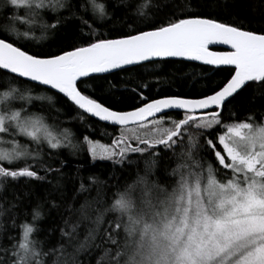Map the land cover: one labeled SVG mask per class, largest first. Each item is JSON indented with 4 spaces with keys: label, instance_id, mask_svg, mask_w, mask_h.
Segmentation results:
<instances>
[{
    "label": "snow or ice",
    "instance_id": "6c2138e0",
    "mask_svg": "<svg viewBox=\"0 0 264 264\" xmlns=\"http://www.w3.org/2000/svg\"><path fill=\"white\" fill-rule=\"evenodd\" d=\"M240 3L264 22V0ZM147 7L137 5L138 16ZM110 8L117 10L113 0H0V218L19 229L0 244V264H85L83 256L95 264H264V28L165 5L143 27L102 33L94 25L109 19ZM70 23L76 30L56 50L20 42ZM170 61L227 66L229 74L196 97L149 98L142 82L126 89L138 103L121 109L108 99L114 86L104 74ZM246 89L252 93L241 118L228 106ZM54 101L74 113L70 120L87 116L112 127L110 143L61 127L60 108L49 123L45 110ZM62 149L128 174L111 186L95 175L86 182L82 166L66 177L67 161L58 168L48 162ZM35 181L51 191L29 201L18 222L32 193L16 187ZM53 211L46 239H38L39 222ZM0 231L8 230L0 224ZM57 232L53 244L47 238Z\"/></svg>",
    "mask_w": 264,
    "mask_h": 264
},
{
    "label": "trees",
    "instance_id": "16d2710c",
    "mask_svg": "<svg viewBox=\"0 0 264 264\" xmlns=\"http://www.w3.org/2000/svg\"><path fill=\"white\" fill-rule=\"evenodd\" d=\"M116 4L117 10L113 13L110 8V17L106 21H97L94 27L99 28L102 33H108L110 29L115 26L116 29H122L123 31H128L126 27L128 24H132L133 27L140 26L143 24L140 21L147 23L150 21L155 14L165 5H174L177 7H182L184 5H191L194 11H203L206 13H212L216 18L221 19L224 22H231L234 19L239 18L247 27L252 30H259L264 28V22H261L259 17V12L252 11L251 9H246L240 3V0H113ZM142 3H147L149 7L145 9L147 13L146 17L138 16L136 12V6ZM207 4V7L200 8L198 5ZM131 5V7H127ZM230 13H236L237 15H230ZM90 15V14H89ZM244 17H248L247 20ZM87 18V17H86ZM249 21H251L249 23ZM78 23V22H77ZM23 31V29H21ZM74 30H76V24L70 23L66 30H62L60 33L48 32L44 34V38L41 37V32L37 30L33 37L30 39H25L21 37L20 42L24 44H30L34 49H43L47 51L48 49L56 50L59 46L62 38L65 35H70ZM87 31V30H85ZM119 33L116 31L112 32V36H116ZM227 68H210L206 66H201L193 63H176V62H164L149 64L144 67H131L126 72H115L111 75H105L108 81H111L112 85V95L108 97L109 100L116 102L117 107L121 109H126L133 103H138L132 98V93L126 89H131L140 83H147L149 87L145 89V95L149 98H156L160 95L165 94H181L190 97H196L200 94L209 93V90L216 87V85L228 76ZM159 77V81L156 80ZM252 89H246L241 93L240 96L236 98L231 105L228 106V110H235L239 112L240 117L243 118V114L247 109L246 97L251 95ZM33 95L40 94L39 90H33ZM259 99L257 103H259ZM40 102H37L39 104ZM47 109V101L44 102ZM54 107L51 109V113L45 110V115H50L49 123H53V118L56 117V109H62L59 114V120L63 121L61 127H69L74 132L77 137H82L83 135H90L94 140H99L101 143H110L112 135H115V131L112 127H108L101 124L90 117L86 116L85 122L81 123L79 119L70 120L69 118L74 115L70 109H64L59 101H54ZM227 115V110L225 112ZM91 124L92 127L89 128L87 125ZM46 152H51L45 148ZM59 156L52 157L48 162L54 168L60 167V161L65 160L67 163L62 168V172L67 176H75L77 167L80 168V174L85 178L87 182V177L89 175H95L101 180L107 181L108 185L111 186L115 184L118 180L122 181L124 177L127 176L128 172L125 168H121L120 165H113L111 161L108 160H97L93 162L91 158L84 153H78L76 155H71L69 149L58 150ZM166 164L162 163L161 167ZM143 167V164H141ZM43 174V173H41ZM52 179V176H49ZM76 186L79 184L77 182ZM51 185L47 182H31L30 184H24L21 182L17 185L16 191L19 194H23L31 191V196H25L22 201V207L19 209L20 215L17 217L18 222L22 221L24 213L30 211V206L28 204L31 201L33 204L37 202L38 198L45 197L49 191H51ZM69 187L71 184L69 183ZM114 190V189H113ZM84 195H88L85 193ZM96 192L93 190L91 196H95ZM110 195V193H109ZM9 199H11V190L8 192ZM56 216V212L53 211L50 216L45 217L39 222L41 232L38 235V239L44 240L46 229L52 226V217ZM29 220L30 216L27 217ZM6 218H0V224H3V228L8 231H0V244L6 245L8 243L7 236H15L19 229L11 228V221ZM59 233H55L48 237L47 239L51 243H55L58 239ZM93 255H96L94 253ZM85 264H95V260L92 257L83 256L81 257Z\"/></svg>",
    "mask_w": 264,
    "mask_h": 264
},
{
    "label": "water",
    "instance_id": "95a60500",
    "mask_svg": "<svg viewBox=\"0 0 264 264\" xmlns=\"http://www.w3.org/2000/svg\"><path fill=\"white\" fill-rule=\"evenodd\" d=\"M210 49L213 51H225V50H229V46H227V45H211ZM188 63H193V64H197V65H201V66H206V67L218 69V67H216V66L204 65L201 62H188ZM131 67H135V66H130V68ZM219 68H227V66H220ZM104 75H108V74H104Z\"/></svg>",
    "mask_w": 264,
    "mask_h": 264
}]
</instances>
